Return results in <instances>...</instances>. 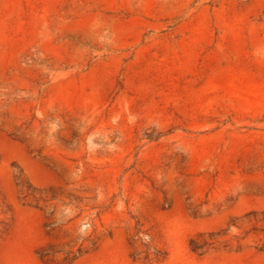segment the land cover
Here are the masks:
<instances>
[{"label": "rangeland", "instance_id": "1", "mask_svg": "<svg viewBox=\"0 0 264 264\" xmlns=\"http://www.w3.org/2000/svg\"><path fill=\"white\" fill-rule=\"evenodd\" d=\"M0 191V264H264V0H0Z\"/></svg>", "mask_w": 264, "mask_h": 264}, {"label": "trees", "instance_id": "2", "mask_svg": "<svg viewBox=\"0 0 264 264\" xmlns=\"http://www.w3.org/2000/svg\"><path fill=\"white\" fill-rule=\"evenodd\" d=\"M19 169L16 174V183L20 188V198L25 205L34 206L40 209L46 207L52 201L58 199L63 200V195L61 193L60 187L48 186V187H39L35 185L24 173V170L16 165ZM78 198V197H76ZM0 211L4 214L8 212H12V206L6 201V198L2 195L0 191ZM264 216V213H261ZM259 213L257 211L250 212L246 215V218L253 217L255 220L264 222V218H259ZM12 222L7 223L3 222V228L1 230V234L8 235L13 226V217L11 218ZM140 230H137L135 239H133L134 244L139 241L141 238L139 237ZM221 231H211V232H201L196 236L192 237L189 241L190 248L193 252L203 255L210 248L214 247V245L219 241L221 236ZM89 241L88 244L86 242ZM102 238L100 236H95L94 238H85L83 241L77 245L76 243L72 245L69 249L58 250L64 251V258L62 264H71L83 255L93 252L97 250L101 244ZM132 245H134L131 242ZM142 244L146 247L145 250L135 249L132 253V257L135 259H140L142 254H144L143 259L146 261H159L166 257L167 252L162 250L158 246H152L151 244L142 242ZM260 250H264V246L260 248ZM57 251L53 249V245L42 246L38 249L37 254L43 260H49L50 257L56 253Z\"/></svg>", "mask_w": 264, "mask_h": 264}]
</instances>
